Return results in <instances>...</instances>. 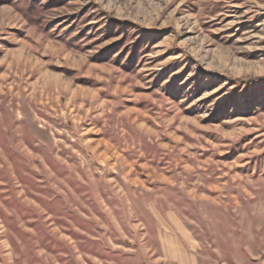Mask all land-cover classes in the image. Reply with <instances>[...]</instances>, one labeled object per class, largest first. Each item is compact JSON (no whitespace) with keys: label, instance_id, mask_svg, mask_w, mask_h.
<instances>
[{"label":"rangeland","instance_id":"rangeland-1","mask_svg":"<svg viewBox=\"0 0 264 264\" xmlns=\"http://www.w3.org/2000/svg\"><path fill=\"white\" fill-rule=\"evenodd\" d=\"M0 264H264V0H0Z\"/></svg>","mask_w":264,"mask_h":264}]
</instances>
